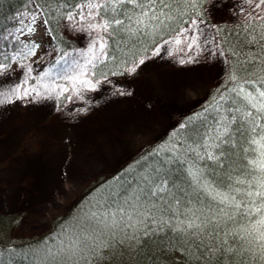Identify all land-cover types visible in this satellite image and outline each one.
Here are the masks:
<instances>
[{
    "label": "rangeland",
    "instance_id": "374dc122",
    "mask_svg": "<svg viewBox=\"0 0 264 264\" xmlns=\"http://www.w3.org/2000/svg\"><path fill=\"white\" fill-rule=\"evenodd\" d=\"M93 3L98 4L99 0L81 5L62 24L63 32L77 44L64 52L69 54L66 59L77 60L81 65L92 55L96 57L95 64L105 53V47L102 52L99 48L100 44L106 46L105 32L92 27L103 21L97 9H91ZM257 11L246 0H210L207 21L193 19L182 29L187 31L161 41L149 56L141 59L142 64L129 68L127 75L95 78L89 66L88 75L81 79L94 88L85 83L73 88L63 78V70L54 67L64 53H59L39 7L30 4L17 13L14 26L0 35L5 37L0 44L20 40L28 45L35 42L39 47L35 55L28 51L15 53L23 59L0 75V213L17 217L13 228L2 235L8 233L9 239H42L44 245L38 251H42L43 263L51 264L47 249L62 238L65 230L80 224L101 202L106 201L104 207L110 204L94 195L85 198V191L146 145L179 126L222 82L228 63L216 26L257 17ZM37 12L40 15L32 25L30 16ZM18 19L23 25L17 23ZM24 25H31L35 31L29 33ZM18 28L22 31L17 32ZM133 68L135 71H130ZM50 70L52 74L46 76ZM67 71L72 73L71 68ZM25 80L31 95L18 99L11 90L24 85ZM65 87L68 91L61 92ZM130 108L132 119L149 112L151 119L146 117V126L133 129L139 124L121 120L127 118ZM118 138L124 143L129 141L128 151L115 145ZM58 218H63V223L53 231ZM132 233L134 229L120 231L117 239L130 242ZM117 250L120 253L122 248L119 250L117 245ZM91 256L88 254L80 262H90Z\"/></svg>",
    "mask_w": 264,
    "mask_h": 264
},
{
    "label": "trees",
    "instance_id": "16d2710c",
    "mask_svg": "<svg viewBox=\"0 0 264 264\" xmlns=\"http://www.w3.org/2000/svg\"><path fill=\"white\" fill-rule=\"evenodd\" d=\"M91 1L0 0V35L14 26L17 13L34 4L42 11L51 37L62 54L77 47L76 41L63 32V22L78 7ZM209 2L164 0L162 5L157 0L154 5L157 15L162 12V19L166 16L173 19L165 20L166 26L152 33L143 30L133 34L114 25L104 34L105 53L91 68L93 76L127 75L129 68L149 56L161 41L179 33L193 19L207 21ZM98 4L101 5L97 8L99 16L109 23L115 17L125 20L127 25L129 22L125 16L132 15L135 19L142 10L128 3L114 6L109 0H99ZM143 7L146 9L147 4ZM215 31L228 63L222 82L211 89L208 97L188 113L179 126L146 145L85 191V198L94 195L95 199L108 200L115 207L123 205L124 199L142 188L141 201L151 212L148 215L146 209H140L147 219L133 215V220L143 222L136 225L130 242L121 243L117 239V243L102 255H92L90 262L85 260L86 264H264V248L261 247L264 240L257 238L264 228L254 231L240 212L228 204H221L218 198L214 199L216 193L229 194L235 196L237 202L251 204L239 193L264 191L258 187V182L264 179V172L250 163L264 162L250 143L252 139H260L264 114L258 116L246 99L250 94L254 97L252 104L264 103V98L259 96V92H264V19L252 17L232 25L220 24ZM26 45L30 46L20 40L4 41L0 44V63L11 67L22 60L23 56L15 53L29 52ZM13 56L16 59H10ZM224 126L229 127L230 138L224 137L227 142L214 148L213 145L219 143L215 139L217 130ZM250 127H255L256 131L250 132ZM221 151L224 156L220 161L209 160L206 156V153L219 155ZM193 165L204 170L211 185L210 191L192 182L188 169ZM160 177L167 178L169 191L153 195L151 185ZM151 205L155 207L151 208ZM259 205L260 199L255 198V206ZM250 219L254 221L256 217ZM190 220L204 225L203 230L187 229L186 222ZM16 221L17 217L0 213V264H44L42 251H38L44 245L42 239H9V235L6 237L8 233L2 235L3 231L12 229ZM61 223L63 218H58L53 231L60 228ZM177 227L184 228V232L172 230ZM237 232L244 239L235 238ZM117 245L119 250L122 248L120 253Z\"/></svg>",
    "mask_w": 264,
    "mask_h": 264
},
{
    "label": "snow or ice",
    "instance_id": "6c2138e0",
    "mask_svg": "<svg viewBox=\"0 0 264 264\" xmlns=\"http://www.w3.org/2000/svg\"><path fill=\"white\" fill-rule=\"evenodd\" d=\"M109 2L112 3L114 6H118L124 3L133 4L137 8H141L142 10L139 16H137L135 19H133L132 15H126L125 19L129 22L127 25H125V20L114 17L111 23H109L108 21H102L98 25H92L94 29L108 32V30L115 25L120 26L122 29L129 31L133 34H135V32L143 30H147L148 33H152L158 31L161 26H166L165 20L173 19V17L171 16H166L162 19V12L160 15H157L154 7V5L157 3V0H109ZM159 2L164 5V0H159ZM246 2L248 3L250 8H253V10H258V18L264 19V15H261V13L264 12V9L261 8V5H264V0H246ZM144 4H147L146 9H144L143 7ZM100 6L101 5L99 4L93 3L91 5V9L94 10L99 8ZM149 13H151V15H149ZM38 15H40L39 12H37L36 15L30 16L32 25L35 24L36 16ZM89 15H92L91 10L89 12ZM69 18L71 19V17ZM44 22L47 23L46 20ZM17 23L23 25L22 20L18 19ZM132 24H135L136 27L132 28ZM24 27L27 28V31L29 33L35 31L34 27H32L31 25H24ZM16 31L20 32L22 31V29L18 28L16 29ZM185 31L187 30H182V33ZM9 35L13 34L9 33ZM4 38L5 37L0 36V39ZM164 43H168V41H165ZM176 43H180V41L177 40ZM26 47H28L29 49V54L35 55V50L39 47V45L35 44V42H32L30 46L26 45ZM104 47V44L99 45L101 52L103 51ZM158 52L159 48L156 49V54H158ZM91 53L92 49H89V54ZM68 55V53H64L63 55H61L60 59L55 61L54 67H59V69L63 70V78L67 79L70 83H72L73 88H75V85L77 83H85L86 86L94 88V85L82 80L81 77L88 75V72L90 71L89 66L95 67L93 63V60L96 59L95 55H92V58L88 59L84 65H81L77 60H67L66 57ZM81 55L86 54L81 53ZM5 59L9 58L5 57ZM10 59L14 60L16 59V57L13 56ZM143 62V60H140L139 64H142ZM181 63H184V61H181ZM8 67L9 65L0 63V75H3L7 71ZM68 68L72 69V73H68ZM29 71H31L30 68ZM130 71H135V68L131 69ZM51 74V70L45 73L46 76ZM57 77H60L59 71L57 72ZM26 84L27 80H25L24 85H17L14 89L11 90L12 94L15 95L18 99H23L31 95V92L25 87ZM44 87L47 88L48 86L44 85ZM33 91H35V89H33ZM52 91L54 92L55 89H52ZM64 91H68V88L65 87L61 89V92ZM37 94L39 95V93ZM259 96L264 98V92H259ZM246 99H248V102L250 103L251 107L256 109L258 116L260 114H264V103H261L259 105L252 104L251 100L254 99V97H251L250 94L246 97ZM248 115L250 116L251 113H249ZM242 118L246 119V117ZM260 127L262 129L260 139H252L250 143L254 146L253 151L259 152L260 156L264 158V143L261 142L264 141V125H260ZM249 131L254 133L256 129L255 127H250ZM226 136L230 138L229 127L224 126L222 129L217 130L215 139L219 141V143L214 144L213 147L219 148L220 145L225 144L227 141H225L224 137ZM206 156L209 160L220 161L221 158L224 156V153L222 151L219 153V155H215L213 153H206ZM250 163L253 165V167L260 169L261 172H264V162L258 163L257 161H251ZM188 174L191 177L192 182L197 187H203L205 191L211 190V185L209 184V182H207L204 176V170L201 169L198 165H193L191 168H189ZM237 183L245 182L237 181ZM167 185V178L160 177L156 184L151 185L153 195H155L157 192H168L169 189ZM258 187L264 188V179L258 182ZM142 193L143 189L141 188L138 190L137 193L130 195L129 197L124 199L123 205L117 204L115 207H113L111 204H109L107 207H104V203L106 201L101 202L100 207L96 211H91L87 213L80 224L76 225L73 228L66 229L62 238L56 240L55 244L47 249L51 264H80V260L84 259L88 254L102 255L105 250L113 247L114 243L117 242L118 232L126 231L128 229H135L138 223L143 222L142 220H133L134 214L138 217H143L144 219H147V215H145L144 212L140 211V209L144 208L147 210L148 215H151L148 206H146L145 203L141 201ZM239 194L242 196V198H246L248 201H250L251 204L244 203L243 201L237 202L235 196L230 197L229 194L216 193L214 199L218 198L221 204H228L229 206L233 207L236 211L240 212L245 217L248 224L252 226L253 230L259 232L261 228H264V191H245ZM255 198L260 199V205L258 207L255 206ZM150 207L154 208L155 205H151ZM252 217H256V219L253 221L252 219H250ZM229 218L231 219V217ZM153 223H155L154 220ZM186 227L189 230H203L204 225L190 220L186 222ZM172 230L179 231L181 233L184 232V228L181 227H177ZM145 235L147 236L148 233H145ZM235 238L244 239V237H242L239 232L235 234ZM257 238L260 240H264V232H260ZM261 247L264 248V244H262ZM54 248L55 251L53 250ZM65 256L68 258L67 261L63 259V257Z\"/></svg>",
    "mask_w": 264,
    "mask_h": 264
},
{
    "label": "bare ground",
    "instance_id": "6f19581e",
    "mask_svg": "<svg viewBox=\"0 0 264 264\" xmlns=\"http://www.w3.org/2000/svg\"><path fill=\"white\" fill-rule=\"evenodd\" d=\"M169 106V105H168ZM168 106H166L167 108H169ZM131 111V112H130ZM133 111L131 110V108H130V110L128 111V114H127V118L126 117H122L121 118V120H124V119H130V123L131 122H136V123H138L139 125H137L135 128H133V129H139V126L142 128V124H144V126H146L147 125V120H148V118H150L151 119V116H149L148 115V113L149 112H147V113H144L143 112V114L141 115V116H137V117H133V119L132 118H130L131 117V113H132ZM128 116H129V118H128ZM146 117H148V118H146ZM161 117H165V119H167V116L165 115L164 116V114H162L161 115ZM127 131H129V132H131V129H127ZM123 139L122 138H118V142H116L115 143V145H117L118 144V147H120V148H122L123 149V152H125V151H128V149H129V147H130V143H129V141L128 142H126V143H124L123 141H122ZM78 151H80V150H78ZM108 151V150H107ZM109 152V151H108ZM112 154H114L113 152H112ZM76 155V154H75ZM76 160H77V158H76ZM79 164V163H78Z\"/></svg>",
    "mask_w": 264,
    "mask_h": 264
}]
</instances>
